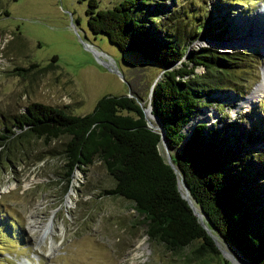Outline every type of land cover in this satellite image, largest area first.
<instances>
[{
  "label": "rangeland",
  "instance_id": "rangeland-1",
  "mask_svg": "<svg viewBox=\"0 0 264 264\" xmlns=\"http://www.w3.org/2000/svg\"><path fill=\"white\" fill-rule=\"evenodd\" d=\"M120 1L97 0L101 9ZM263 4L264 0H159L156 8L163 26L182 29L186 36L195 34L204 20L212 34L220 26L227 41L215 43L226 44L246 36L254 23L264 26ZM85 8L86 1L78 0H0V123L10 122L33 102L83 115L100 97L128 95L130 89L146 101L160 67L136 52L120 50L106 35L91 32ZM250 42L237 51L258 49L261 55L236 69L242 79L234 87L250 91L259 82L240 100L228 88L209 94L197 116L207 113L200 121L215 128L223 125L225 135L236 140L253 136L257 142L252 149L264 151V95L250 106L246 103L264 78V41ZM195 44L210 45L205 40ZM67 139L48 144L32 139L25 163L0 165V264H236L229 252L224 258L230 263L219 256L210 262L190 248L172 253L151 242L130 201L104 194L114 180L99 161L87 172L76 169L67 187L62 175ZM161 150L167 157L164 144Z\"/></svg>",
  "mask_w": 264,
  "mask_h": 264
},
{
  "label": "trees",
  "instance_id": "trees-1",
  "mask_svg": "<svg viewBox=\"0 0 264 264\" xmlns=\"http://www.w3.org/2000/svg\"><path fill=\"white\" fill-rule=\"evenodd\" d=\"M82 1L91 32L157 64L159 75L146 101L130 89L131 96L100 97L83 115L40 102L28 104L10 122L0 123V165L25 163L32 139L48 144L67 137L62 149L66 186L76 169L87 172L99 161L114 180L104 194L130 201L151 242L172 253L190 248L210 262L214 256L229 262L220 251L227 245L247 264H264V151L252 149L257 142L253 136L236 140L225 135L223 125L193 122L209 94L228 88L240 100L250 93L259 81L250 91L236 89L242 79L236 69L259 60L258 49L193 47L198 40H225L221 27L212 34L204 20L195 34L186 36L182 29L163 26L156 8L159 0H121L107 9L99 8L97 0ZM199 66L202 73L197 72ZM148 103L155 119L145 115ZM162 131L174 167L161 150ZM184 184L201 219L181 194Z\"/></svg>",
  "mask_w": 264,
  "mask_h": 264
},
{
  "label": "bare ground",
  "instance_id": "bare-ground-1",
  "mask_svg": "<svg viewBox=\"0 0 264 264\" xmlns=\"http://www.w3.org/2000/svg\"><path fill=\"white\" fill-rule=\"evenodd\" d=\"M264 14V13H263ZM254 27L253 29H251L250 31L247 32L246 36H244L243 38L238 39L237 41H232L230 43H226V44H217L213 41H207V43H209L211 46L216 47L220 50H240V49H244L247 48L248 46H251V42H257L258 39H261V41H264V26L258 23H254ZM260 25V26H258ZM202 43V42H201ZM225 48V49H224ZM264 95V78L263 80L256 86V88L254 89V91L251 93V95L246 99V103L250 106L252 104L253 101H255L258 97L263 96ZM207 118V113L203 114L201 116H197V118H195L193 120V122H197L200 120H203ZM196 206V205H195ZM50 229V224L47 225L44 228V231L47 233ZM49 234V233H48ZM55 245L52 246V248H54ZM225 247V249L227 250L228 248L226 246H223V248ZM227 252H229L230 254H233V258L234 259H239L241 261V259L231 250H227ZM240 261H235L236 264H241Z\"/></svg>",
  "mask_w": 264,
  "mask_h": 264
},
{
  "label": "water",
  "instance_id": "water-1",
  "mask_svg": "<svg viewBox=\"0 0 264 264\" xmlns=\"http://www.w3.org/2000/svg\"><path fill=\"white\" fill-rule=\"evenodd\" d=\"M194 45H196L195 42L192 44V46H194ZM86 46H87V45H86ZM192 46H191V47H192ZM197 46H199V45H197ZM87 47H88V46H87ZM91 51L94 52L92 49H91ZM228 51H230V50H228ZM94 54H95V52H94ZM100 61H101V60H100ZM101 62L103 63V65H105V62H103V61H101ZM128 95L131 96L130 94H128ZM150 95H151V90H150V93H149V97H150ZM144 112H145L146 117H149V118H153V119H155V117H154L153 114L151 113V106H150L149 103H148L147 107L144 108ZM149 125L152 126V123H151L150 121H149ZM159 128H160V127H159ZM163 137H164V133H163V131H162V132H161V138H162V141H163V143H164V145H165V147H166V149H167V146H166V144H165V142H164ZM167 160H168V162L174 167L173 163L171 162V158H170L169 153H167ZM179 188L181 189V185H180V184H179ZM181 194H182V196H183L185 199H187V201H188L190 207L192 208L193 212H194V213H195V214L201 219L202 214L199 213V212L197 211V208L193 205V203H192L191 200L189 199V194H188L187 187H186L185 184H184V192L182 191ZM201 223H202V225L205 227V229L208 231V233L213 237V239L215 240L216 245H219V242L216 240V237L211 233V231L207 228V226L205 225V223H204L202 220H201ZM220 251H221V253H222L223 256H227L228 252H227L225 249H223V248L220 247ZM231 261H232L233 263H234V261H237V262H238V260H236V259H234V258H231ZM241 263H242V264H247V263L244 262V261H241Z\"/></svg>",
  "mask_w": 264,
  "mask_h": 264
},
{
  "label": "built area",
  "instance_id": "built-area-1",
  "mask_svg": "<svg viewBox=\"0 0 264 264\" xmlns=\"http://www.w3.org/2000/svg\"><path fill=\"white\" fill-rule=\"evenodd\" d=\"M107 65V64H106Z\"/></svg>",
  "mask_w": 264,
  "mask_h": 264
}]
</instances>
